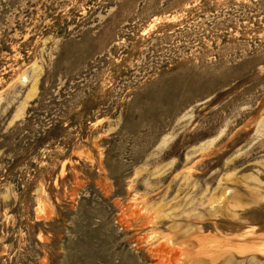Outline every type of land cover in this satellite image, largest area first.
Here are the masks:
<instances>
[{"label": "rangeland", "instance_id": "1", "mask_svg": "<svg viewBox=\"0 0 264 264\" xmlns=\"http://www.w3.org/2000/svg\"><path fill=\"white\" fill-rule=\"evenodd\" d=\"M0 264H264V0H0Z\"/></svg>", "mask_w": 264, "mask_h": 264}]
</instances>
